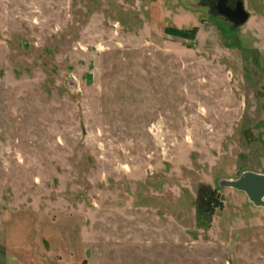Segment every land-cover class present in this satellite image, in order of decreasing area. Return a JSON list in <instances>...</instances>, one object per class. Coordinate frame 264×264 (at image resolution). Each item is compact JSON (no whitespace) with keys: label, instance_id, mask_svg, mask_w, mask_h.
<instances>
[{"label":"rangeland","instance_id":"1","mask_svg":"<svg viewBox=\"0 0 264 264\" xmlns=\"http://www.w3.org/2000/svg\"><path fill=\"white\" fill-rule=\"evenodd\" d=\"M0 0V264H264V0ZM264 199V198H263Z\"/></svg>","mask_w":264,"mask_h":264},{"label":"water","instance_id":"2","mask_svg":"<svg viewBox=\"0 0 264 264\" xmlns=\"http://www.w3.org/2000/svg\"><path fill=\"white\" fill-rule=\"evenodd\" d=\"M218 10L236 24H243L249 18V13L240 1L236 8H231L226 0H220ZM224 185L243 190L255 204L264 205V174L247 171L237 179L224 181Z\"/></svg>","mask_w":264,"mask_h":264}]
</instances>
